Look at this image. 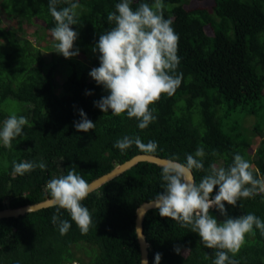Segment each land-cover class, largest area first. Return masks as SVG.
<instances>
[{
  "label": "trees",
  "instance_id": "obj_1",
  "mask_svg": "<svg viewBox=\"0 0 264 264\" xmlns=\"http://www.w3.org/2000/svg\"><path fill=\"white\" fill-rule=\"evenodd\" d=\"M194 1L191 6V0H162L163 15L179 36L177 72L183 78L174 94H162L150 105L156 119L140 129L136 118L103 113L95 106L109 93L89 75L100 66L99 53L92 49L114 26L107 15L120 0H59L58 10L70 3L80 5L72 26L78 33L73 50L79 49L83 59L56 53L54 40L40 49L17 35L23 33V21L39 23V33L51 34L55 20L49 0H0V128L12 114L28 120L12 147L0 141V210L50 198L47 182L66 175L71 167L90 183L138 154L184 164L187 155L203 148L204 170H192L197 184L212 165L227 168L239 154L250 162L256 178H264V0ZM140 3L151 5L154 0H132L133 10ZM2 19L16 21L17 30H5ZM34 35L38 43L45 38L38 31ZM44 50L53 52L51 62H46ZM56 71L65 77L60 93ZM80 110L95 123L87 133L74 127ZM249 118L254 119L251 129L244 126ZM125 136L139 137L145 145L154 141L158 147L155 152L136 144L124 151L114 147ZM252 137L261 138L254 155ZM14 161L43 162L46 168L19 175L13 171ZM161 171L141 162L90 193L81 201L92 218L86 233L58 206L0 219V264H84L72 249L85 246L90 248L86 264H140L135 211L163 191ZM225 208L230 217L251 213L264 222V193L241 197L235 207ZM210 214L224 219L215 207ZM54 215L69 222L66 233H61L59 220L53 223ZM143 232L149 264H155L156 253L161 254L160 264H213L219 251L206 248L191 226L161 217L157 209L145 215ZM228 255L235 264H264V234L253 226L239 251Z\"/></svg>",
  "mask_w": 264,
  "mask_h": 264
},
{
  "label": "clouds",
  "instance_id": "obj_2",
  "mask_svg": "<svg viewBox=\"0 0 264 264\" xmlns=\"http://www.w3.org/2000/svg\"><path fill=\"white\" fill-rule=\"evenodd\" d=\"M59 0H49V11L55 20L51 35L56 42L55 52L69 59L79 55L74 48L78 33L72 26L77 24L80 7L78 3L57 9ZM132 0H120L115 12L107 15V21L114 26L103 32L92 51L99 53L100 66L93 68L89 75L109 93L94 104L103 113L114 115L126 113L136 118L140 129H145L156 117L150 105L158 101L162 94L172 95L181 85L183 74L177 72L179 36L172 28V21L163 15L162 0L153 4L140 3L133 10ZM91 94V93H86ZM81 119L74 122L77 132L87 133L95 128L83 110ZM28 124L24 116L10 115L0 128V141L12 147V141L20 137L23 127ZM136 144L139 148L155 152L158 145L149 141L145 145L139 137L118 139L114 147L124 151ZM205 152L198 148L195 154L186 157V163L170 162L162 168L163 191L158 193L153 205L161 217L170 218L182 227L191 226L202 244L208 249H218L213 264H235L229 253L235 255L244 243L245 235L253 226L264 234V222L254 214L230 217L225 204L235 207L237 201L254 194L264 193V178H256L248 160L239 154L227 168L212 165L208 174L197 184L191 179L193 169L204 170L202 158ZM35 168L44 170L45 163L13 162V171L23 175ZM218 186V192L211 194ZM46 189L53 205L65 209L82 232H87L92 224L89 210L82 206L90 191L88 182L76 173L75 167L58 178L47 182ZM213 207L224 217L218 221L210 214ZM53 223L59 220L52 217ZM60 231L66 233L71 227L68 221L59 220ZM178 254L180 246L174 248ZM161 254H155V264H160ZM73 264H77L74 262ZM145 264V262H144Z\"/></svg>",
  "mask_w": 264,
  "mask_h": 264
},
{
  "label": "water",
  "instance_id": "obj_3",
  "mask_svg": "<svg viewBox=\"0 0 264 264\" xmlns=\"http://www.w3.org/2000/svg\"><path fill=\"white\" fill-rule=\"evenodd\" d=\"M141 162L154 164V165H157L163 168L170 162H173V160L161 158V157L151 155V154L135 155L134 157L125 161L124 163L117 165L115 168H113L108 173L88 183L90 186L89 194L96 191L97 189L102 187L104 184L110 182L114 178L120 176L121 174L130 170L131 168H133L134 166H136L138 163H141ZM191 179L194 180L192 172H191ZM153 202L154 200L149 201V202H144L135 211L134 230H135L136 240H137V244L139 248L140 264H144V262L145 264H149V244L146 241V237L143 232V221H144L145 215L149 211L156 209L155 206L153 205ZM54 206L56 205L52 204L51 198L47 197L45 200L34 203V204H29V205H25V206H21L17 208H6L3 210H0V219L18 218L20 216H24L26 214L37 212L39 210L54 207Z\"/></svg>",
  "mask_w": 264,
  "mask_h": 264
},
{
  "label": "rangeland",
  "instance_id": "obj_4",
  "mask_svg": "<svg viewBox=\"0 0 264 264\" xmlns=\"http://www.w3.org/2000/svg\"><path fill=\"white\" fill-rule=\"evenodd\" d=\"M192 2V5L191 6H194L196 5L195 1L194 0H191ZM1 26H3V28H5V30L7 29H13V30H17L18 28V23L16 21H11V22H8L6 21L5 19H2V22H1ZM39 26L40 24H36V25H28L26 24V22H21V28H22V32L23 33H19L17 32V35H21L24 37V39L26 40H29L31 42V44L36 47V48H40V46H49L50 43L48 41H51V40H54L52 35L48 32H40L39 33ZM38 31V34H41V35H44V40L41 41L40 43H38L35 39V35L34 33ZM41 49V48H40ZM43 52V55L45 57V60L46 62H51L52 59H53V56H52V53L51 51H42ZM78 59H83L82 56H77ZM64 76L62 75L61 72H58L56 71L55 73V79H54V82H55V86H56V90L58 91V93H60L59 91H61V86L64 82ZM254 123V119L253 118H249L247 119V121L245 122L244 126L248 129H251L252 128V125ZM251 142H252V148H251V155H254V151L259 147V145L261 144V138L260 137H252L251 138ZM90 248L88 246H85L84 250H77L76 248L72 249L73 252H76V256L78 258L81 259V261L86 264L89 260V257L86 256L85 252H87ZM89 252V251H88ZM77 264H82L80 261H75Z\"/></svg>",
  "mask_w": 264,
  "mask_h": 264
}]
</instances>
